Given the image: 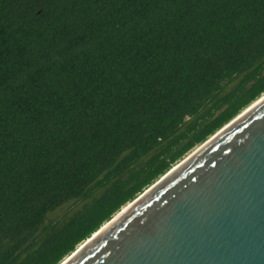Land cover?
<instances>
[{"label": "trees", "instance_id": "1", "mask_svg": "<svg viewBox=\"0 0 264 264\" xmlns=\"http://www.w3.org/2000/svg\"><path fill=\"white\" fill-rule=\"evenodd\" d=\"M263 93L264 0H0V264H60Z\"/></svg>", "mask_w": 264, "mask_h": 264}, {"label": "water", "instance_id": "2", "mask_svg": "<svg viewBox=\"0 0 264 264\" xmlns=\"http://www.w3.org/2000/svg\"><path fill=\"white\" fill-rule=\"evenodd\" d=\"M256 103L60 264H264V100Z\"/></svg>", "mask_w": 264, "mask_h": 264}, {"label": "rangeland", "instance_id": "3", "mask_svg": "<svg viewBox=\"0 0 264 264\" xmlns=\"http://www.w3.org/2000/svg\"><path fill=\"white\" fill-rule=\"evenodd\" d=\"M262 97H264V93H263V94H262V95H261L256 101H254V102H253L252 104H250L247 108H245L243 111H241V113L244 112L246 109H248L250 106L254 105V104H255L258 100H260ZM239 114H240V113H239ZM210 137H211V136H210ZM208 139H209V138H208ZM200 146H201V144L198 145V146H196L195 148H193L190 152H188V153H187V154H186V155H185L180 161H178L176 164H174L171 168H173L174 166H176L177 164H179L181 161H183V160L187 159L189 156H191L196 150H198V148H200ZM154 183H155V182H154ZM154 183H153V184H154ZM153 184H152V185H153ZM147 189H148V188H147ZM147 189H146V190H147ZM146 190H144L143 192H145ZM143 192H142V193H143ZM142 193H141V194H142ZM141 194H140V195H141ZM140 195H139V196H140ZM127 205H128V204H127ZM127 205H125V206H127ZM125 206H124V207H125ZM124 207H123V208H124ZM123 208H122V209H123ZM62 211H65V209L62 210ZM62 211H59L56 215H57V216H60V215L62 214ZM118 213H119V212H118ZM118 213H117V214H118ZM117 214H116V215H117ZM114 217H115V215H114ZM83 243H84V242H83ZM83 243H81L80 245H82ZM80 245H79V246H80ZM79 246H78L76 249H78Z\"/></svg>", "mask_w": 264, "mask_h": 264}, {"label": "bare ground", "instance_id": "4", "mask_svg": "<svg viewBox=\"0 0 264 264\" xmlns=\"http://www.w3.org/2000/svg\"><path fill=\"white\" fill-rule=\"evenodd\" d=\"M262 100H264V97H262L258 102H260V101H262ZM258 102H257V103H258ZM257 103H256V104H257ZM252 106H253V105H252ZM252 106H250V107H252ZM254 106H255V105H254ZM117 216H118V215H117ZM80 248H81V247H80ZM80 248H79V249H80ZM79 249H77V250H79Z\"/></svg>", "mask_w": 264, "mask_h": 264}]
</instances>
